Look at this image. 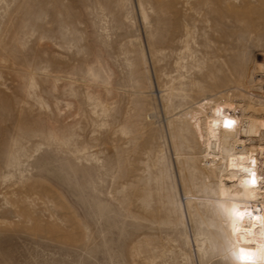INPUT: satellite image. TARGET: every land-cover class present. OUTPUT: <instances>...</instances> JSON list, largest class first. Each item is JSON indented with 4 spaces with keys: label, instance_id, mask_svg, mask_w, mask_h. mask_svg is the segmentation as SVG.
I'll list each match as a JSON object with an SVG mask.
<instances>
[{
    "label": "rangeland",
    "instance_id": "obj_1",
    "mask_svg": "<svg viewBox=\"0 0 264 264\" xmlns=\"http://www.w3.org/2000/svg\"><path fill=\"white\" fill-rule=\"evenodd\" d=\"M263 54L264 0H0V264H238L189 111Z\"/></svg>",
    "mask_w": 264,
    "mask_h": 264
},
{
    "label": "bare ground",
    "instance_id": "obj_2",
    "mask_svg": "<svg viewBox=\"0 0 264 264\" xmlns=\"http://www.w3.org/2000/svg\"><path fill=\"white\" fill-rule=\"evenodd\" d=\"M186 49H189L187 43L184 50ZM180 62L178 61L177 64L180 65ZM257 70L264 72V54L257 62ZM233 90L245 96L253 95L241 82L235 83ZM150 92L153 95L154 89L151 88ZM222 92L211 91L210 94L221 95ZM226 97L225 101L221 98L209 97L196 101V108L189 111L190 117L203 145L200 156L202 169L207 175H212L216 179L217 196L223 204L228 220V232L234 241L235 261L238 264H264V256L260 252L261 245H264V228L261 227V222L245 217L243 222L236 221V227L240 231H235L233 228L235 218L230 214L231 207L236 205L241 208L248 207L253 215L264 216V181L263 183L258 181V170L255 166L259 156L262 159L260 165L264 168V144L261 142L250 144L252 142L238 136V132L242 131L247 139L260 138L264 131V104H249L246 108L249 115L245 123H242L243 118L232 111L235 104L231 94H227ZM151 116L155 122L158 121L157 115L151 114ZM225 120H232L234 123L231 127H226ZM220 159L223 167L218 169ZM252 173H255V185L251 183ZM189 198L190 194L182 192L177 195V202L182 206V203ZM189 234V228L185 226L188 244H190ZM241 247L255 254L252 260L246 261L239 258Z\"/></svg>",
    "mask_w": 264,
    "mask_h": 264
},
{
    "label": "snow or ice",
    "instance_id": "obj_3",
    "mask_svg": "<svg viewBox=\"0 0 264 264\" xmlns=\"http://www.w3.org/2000/svg\"><path fill=\"white\" fill-rule=\"evenodd\" d=\"M234 121L232 120H225V126L226 127H231L233 125ZM255 163V161H253ZM253 179L251 180V183L255 185V173H252ZM230 214L235 218L233 221V228L235 231H240L239 228L236 227V221H241L245 219V217H250L251 219L254 220H259L261 222V227L264 228V216H258V215H253V212L248 208V207H238L236 205H233L230 209ZM261 255L264 256V245H261L260 249ZM254 253L252 251H249L243 247L239 248V258L241 260H252L254 257Z\"/></svg>",
    "mask_w": 264,
    "mask_h": 264
},
{
    "label": "water",
    "instance_id": "obj_4",
    "mask_svg": "<svg viewBox=\"0 0 264 264\" xmlns=\"http://www.w3.org/2000/svg\"><path fill=\"white\" fill-rule=\"evenodd\" d=\"M257 112H259V111H257Z\"/></svg>",
    "mask_w": 264,
    "mask_h": 264
}]
</instances>
